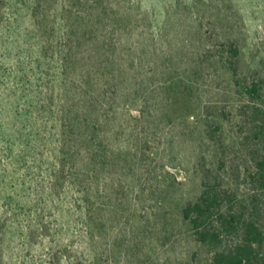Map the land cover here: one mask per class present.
I'll use <instances>...</instances> for the list:
<instances>
[{
    "label": "rangeland",
    "instance_id": "obj_1",
    "mask_svg": "<svg viewBox=\"0 0 264 264\" xmlns=\"http://www.w3.org/2000/svg\"><path fill=\"white\" fill-rule=\"evenodd\" d=\"M263 154L264 0H0V264H211L182 209L264 231Z\"/></svg>",
    "mask_w": 264,
    "mask_h": 264
},
{
    "label": "trees",
    "instance_id": "obj_2",
    "mask_svg": "<svg viewBox=\"0 0 264 264\" xmlns=\"http://www.w3.org/2000/svg\"><path fill=\"white\" fill-rule=\"evenodd\" d=\"M234 54H237L236 49ZM234 74L237 75L236 72ZM241 88L256 104L262 102L260 84ZM251 180L257 187L264 188V154L256 161ZM200 187V193L195 200L188 202L182 209V219L188 224L195 240L204 246L219 249L223 235L238 238L231 247L215 251L211 264H264L262 227L256 221L245 217L241 211H237L235 204L229 209L225 207L230 198L225 194L220 179L219 183L215 180L213 184L204 179ZM235 202L245 208L250 207L246 201Z\"/></svg>",
    "mask_w": 264,
    "mask_h": 264
}]
</instances>
